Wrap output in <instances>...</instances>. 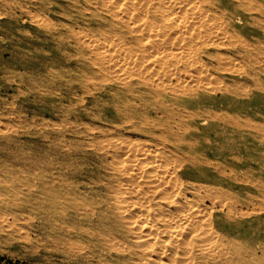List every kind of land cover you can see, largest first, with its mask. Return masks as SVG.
Listing matches in <instances>:
<instances>
[{
    "label": "bare ground",
    "instance_id": "obj_1",
    "mask_svg": "<svg viewBox=\"0 0 264 264\" xmlns=\"http://www.w3.org/2000/svg\"><path fill=\"white\" fill-rule=\"evenodd\" d=\"M65 1L48 10L54 49L74 42L90 105L77 97L54 148L75 165H15L2 146L0 202L23 196L83 264H264L248 208L264 204V0H83L71 23Z\"/></svg>",
    "mask_w": 264,
    "mask_h": 264
},
{
    "label": "rangeland",
    "instance_id": "obj_2",
    "mask_svg": "<svg viewBox=\"0 0 264 264\" xmlns=\"http://www.w3.org/2000/svg\"><path fill=\"white\" fill-rule=\"evenodd\" d=\"M55 1L47 0L45 7L48 9L43 14L36 7L39 0H0V137L4 138L0 139V147H8L13 151L17 157L15 165L24 164L25 160V166L35 165L33 167L37 166L38 169L47 168L52 169L50 171H56L60 164L67 161L68 165L64 169L69 172L75 165L76 157L62 156L58 150V144L67 145L70 143V138H73V113L78 112L82 107L78 104L77 97H81L86 105L90 103L89 95L82 91L80 93L78 89L75 76L80 72L78 68H80L81 60L73 51L74 42L66 37L59 43L60 49L57 53L55 52L52 33L56 31L57 19L48 11L55 7ZM61 2L66 1L61 0ZM84 4L83 0H78L65 21L71 23L76 17L78 18L77 10L80 11ZM89 11L90 9L86 10V16ZM72 15H75L73 19L70 17ZM44 17H51L53 20L49 21ZM44 20L48 21V26L43 25ZM49 27H51L50 30H48ZM73 27L80 28L77 24H73ZM45 59L49 62L48 71L42 68L41 63ZM98 92L94 90L95 94H99ZM103 122L106 123V121ZM42 134L47 135L46 139H43ZM56 144L58 146L55 149ZM47 145H51L53 149L45 147ZM64 169L63 171L66 172ZM86 188L90 189L89 186ZM22 200L23 196H20L16 203L15 201L0 202V264H83L81 260L67 257L64 252L42 236L44 235L42 232V235L40 234V223L43 221L41 213L35 210V213L29 211V207L22 203ZM207 201L209 200L205 199L204 202L207 203ZM259 203L254 201L248 208L255 211V215L252 214L250 219L257 217L260 221L259 227L263 230L264 204Z\"/></svg>",
    "mask_w": 264,
    "mask_h": 264
}]
</instances>
